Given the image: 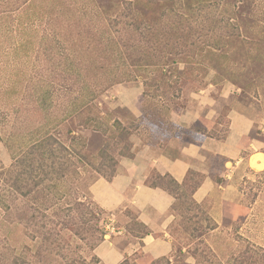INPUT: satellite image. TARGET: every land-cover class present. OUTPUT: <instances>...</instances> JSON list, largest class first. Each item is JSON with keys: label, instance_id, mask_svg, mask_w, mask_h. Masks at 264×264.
<instances>
[{"label": "rangeland", "instance_id": "rangeland-1", "mask_svg": "<svg viewBox=\"0 0 264 264\" xmlns=\"http://www.w3.org/2000/svg\"><path fill=\"white\" fill-rule=\"evenodd\" d=\"M112 1L29 0L15 8L16 0H0V264H25L28 258L33 264H95V246L114 234L105 229L113 212L99 207L89 192L102 175H90L77 161L79 141L89 144L92 161L106 141L100 132L79 125L76 116L83 97L96 89H103L93 102L106 117L100 119L103 127L116 118L128 128L131 153L147 124L156 122L157 129L164 120L168 125L170 112L209 83L233 85L239 101L253 107L264 127V0H254L253 6L236 1L228 23L214 20L223 6L201 10L203 43L212 46L210 53L203 48L197 54L195 48L187 59L165 54L167 45L179 42L170 39L162 44L165 55L148 61L136 54L114 56L107 38L120 43V37L112 18L129 11L116 12ZM224 25L237 26L244 36L253 33L259 44L225 52ZM105 39L108 45H100ZM144 81L165 92L145 87ZM139 90L146 92L143 102ZM129 102L142 114H133L124 105ZM252 135L264 152V128ZM109 152L117 162L122 157ZM239 170L233 182L236 204L225 203L222 226L190 197L193 182L181 188L154 178L177 195L168 229L169 264H264V168ZM37 240L43 241L41 250L45 247L39 256ZM126 257L128 264L166 261L144 253Z\"/></svg>", "mask_w": 264, "mask_h": 264}, {"label": "crops", "instance_id": "crops-1", "mask_svg": "<svg viewBox=\"0 0 264 264\" xmlns=\"http://www.w3.org/2000/svg\"><path fill=\"white\" fill-rule=\"evenodd\" d=\"M236 91L230 84L209 83L190 93L177 111L170 112L167 126L145 127L143 138L133 143L132 157L118 160L110 180L99 176L91 183L93 201L113 212L121 230L95 246L102 264H118L138 252L153 259L171 257L168 229L175 219L171 209L177 196L160 183L153 185L155 175L184 185L195 174L199 184L191 198L218 226L223 225L225 203L236 204L233 182L238 170L252 169L249 157L264 154L261 142L252 135L257 127L264 128L263 122L250 104L239 101ZM124 105L136 116L142 114L138 106Z\"/></svg>", "mask_w": 264, "mask_h": 264}, {"label": "trees", "instance_id": "trees-1", "mask_svg": "<svg viewBox=\"0 0 264 264\" xmlns=\"http://www.w3.org/2000/svg\"><path fill=\"white\" fill-rule=\"evenodd\" d=\"M27 1L29 0H16L15 3L17 7L15 6V8L24 5ZM236 1H239L240 4L243 5L252 6L257 3L254 0H113L110 4L111 7H113L116 12L119 10L124 12V10L126 9L129 11V16H125L124 12L119 14V18H112L113 22H115L113 27L120 37V43H118L116 40H112L110 36L107 38V40H110L111 42L110 46L114 51V56H120L121 59L125 58L126 56L129 58L131 56L132 58L136 54L138 58H145L146 61H148L149 58L161 59L160 56H163L166 53H179L181 54L182 59H187L188 56L192 57L193 54L190 53L195 51V48L197 54H199V52H202L203 48H206L210 53L212 51V46L203 43L204 38H202L203 34L201 33V31H203L201 30L203 29V27L200 24L203 21L204 17L202 18L201 10L206 11L209 7H218L219 5L223 6L224 10H221L219 13L221 16L215 17L214 20H224V22L228 23V21H230L229 19L233 18V15L235 14L233 11V7ZM224 13L228 14L226 15ZM223 27L226 29V33H223L221 35V41L223 42V44H225V47L223 48L225 49V52L229 51L230 48H234V46H238L243 49L247 44H259L258 42H254L253 33L249 34V36H244L242 34H239L238 28L235 25L230 27L224 25ZM249 32H251L250 29ZM127 34L131 36L129 37L127 36ZM170 39L179 40L184 50H178L182 48L180 47L179 42H177V44L174 43L169 44L166 47L163 46L165 48H168L167 52H165V48L164 50L162 48V44H164L163 41ZM103 43L107 44L108 41H106L105 39L100 43V45ZM160 53H162V55H160ZM162 76L160 75L161 79L163 78ZM144 86L155 87L156 91L161 88V86L157 83L148 84V82L146 81H144ZM102 90L103 89H96L95 93L90 95L88 98L83 97V100L80 102V110L77 112L76 116L80 118L79 125H81L82 127L90 128L94 132H100L101 134L105 135V144L102 147H98V157L95 161H92L90 158L93 155L86 150L89 144L86 142V140L79 141L77 161L81 164V166L89 169L87 171L90 175H94L92 172L94 171V173H98L105 177L107 180H110L117 172L116 168L118 166V162L114 160L115 157L112 156L109 151H115V154L122 157H132V153L130 151V145L127 143V139L130 136L129 129L122 126L121 122L118 119L115 118L113 120L110 125L111 127L107 125L103 127L104 121L100 119H104L106 117L101 114L100 109L93 103L94 98L97 97ZM162 92H165V90L161 88V93ZM144 96L146 97V92L143 90V92H141V94L139 95L140 99L138 97L140 102L145 101ZM154 124H156V122L150 124L149 126L152 127ZM162 125L167 126L164 120H162L161 122V126ZM116 126L117 129L115 128ZM146 126L148 127V124ZM113 127L115 129H113ZM146 130L147 129L144 128V133H146ZM72 140L73 138H71L70 140V146H72ZM109 168H111L112 170L109 173H106V170ZM192 176L194 177L196 175L193 174ZM192 176L190 177L191 181L185 183L184 185H179L169 176L160 177L158 175H155V178H167L171 184H174L175 186L181 188H185L187 185H189L190 182H193L194 185L191 186L190 191L191 197V193L199 184L198 178L193 180ZM156 183L157 182H152L153 185H155ZM164 187L170 193L176 195V193H174L172 189L170 190L169 187ZM81 203L85 204L84 202ZM42 234L43 232H41L39 236H42ZM35 244H38L35 248L39 249V256L43 241L37 240ZM140 253L141 252H138L136 254ZM159 259H164V261L166 260L164 264H169L167 258ZM30 260H33L32 264L35 261L33 258H28L27 261L23 262H25V264H28ZM14 261H16V259ZM92 261L95 264L99 262L98 258H96L95 256L92 257ZM128 261L129 258L126 257L119 264H128Z\"/></svg>", "mask_w": 264, "mask_h": 264}, {"label": "bare ground", "instance_id": "bare-ground-1", "mask_svg": "<svg viewBox=\"0 0 264 264\" xmlns=\"http://www.w3.org/2000/svg\"><path fill=\"white\" fill-rule=\"evenodd\" d=\"M250 165L254 170H259L264 168V155L262 153H254L250 159Z\"/></svg>", "mask_w": 264, "mask_h": 264}, {"label": "built area", "instance_id": "built-area-1", "mask_svg": "<svg viewBox=\"0 0 264 264\" xmlns=\"http://www.w3.org/2000/svg\"><path fill=\"white\" fill-rule=\"evenodd\" d=\"M108 219H109V222H108V224L105 227L106 231H110L111 233H114V234L115 233H121V230H119L118 228H116V226L114 224V222H115L114 215L111 214L108 217Z\"/></svg>", "mask_w": 264, "mask_h": 264}]
</instances>
